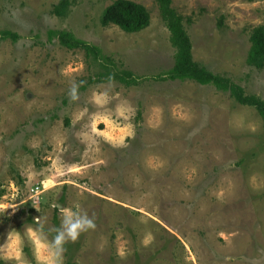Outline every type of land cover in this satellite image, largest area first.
<instances>
[{"label": "rangeland", "instance_id": "rangeland-1", "mask_svg": "<svg viewBox=\"0 0 264 264\" xmlns=\"http://www.w3.org/2000/svg\"><path fill=\"white\" fill-rule=\"evenodd\" d=\"M59 1L0 0V31L20 34L0 38V259L46 264L29 229L53 244L71 211L93 226L67 239L59 264H264L259 112L214 85L156 80L176 56L157 0H133L151 14L138 33L104 26L116 0H72L64 18ZM173 6L195 60L264 99V68L247 62L264 0ZM62 30L109 61L65 47L51 36Z\"/></svg>", "mask_w": 264, "mask_h": 264}, {"label": "trees", "instance_id": "trees-1", "mask_svg": "<svg viewBox=\"0 0 264 264\" xmlns=\"http://www.w3.org/2000/svg\"><path fill=\"white\" fill-rule=\"evenodd\" d=\"M157 2L162 18L171 32L170 38L172 45L176 49V56L174 67L164 74L158 75L156 80L185 81L189 79L202 85H214L219 90L229 91L238 103L254 107L264 119V99L254 94H248L243 86L234 82L229 77L218 75L197 62L194 58L193 42L185 24V16L174 8L173 0H157ZM72 7V0H60L54 6L52 13L57 17L64 18L68 16ZM188 20H191V18ZM102 23L104 26L117 25L128 33H138L150 26L151 14L148 8L141 3L133 0H116L106 8ZM56 35L59 37L61 44L69 49H82L85 50L89 58H94L98 61H109V58L103 54L102 48L77 37L71 31L51 32V36ZM0 38H10L18 41L20 34L11 30H3L0 31ZM247 62L250 66L257 69L264 68V24L256 26L252 31L251 47ZM101 76H105L111 80H120L128 86L137 84L140 79L131 70L115 73L109 70L107 73L101 74ZM65 246L70 247L68 244ZM0 264H5V261L0 259ZM66 264H75L71 256Z\"/></svg>", "mask_w": 264, "mask_h": 264}, {"label": "clouds", "instance_id": "clouds-1", "mask_svg": "<svg viewBox=\"0 0 264 264\" xmlns=\"http://www.w3.org/2000/svg\"><path fill=\"white\" fill-rule=\"evenodd\" d=\"M92 222L87 218L76 217L71 211L65 212L64 229L59 231L53 244L46 243L42 238V233L29 229V236L36 245L37 252L42 249H48V255L41 256L40 258L46 262V264H59V258L63 251V245L67 242V239L75 241L80 232L86 230V227H91ZM18 242V234L17 241Z\"/></svg>", "mask_w": 264, "mask_h": 264}]
</instances>
